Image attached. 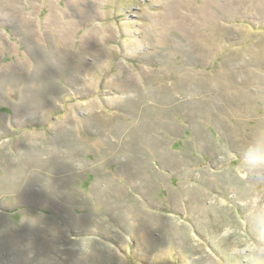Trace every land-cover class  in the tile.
Instances as JSON below:
<instances>
[{"label":"rangeland","instance_id":"rangeland-1","mask_svg":"<svg viewBox=\"0 0 264 264\" xmlns=\"http://www.w3.org/2000/svg\"><path fill=\"white\" fill-rule=\"evenodd\" d=\"M0 264H264V0H0Z\"/></svg>","mask_w":264,"mask_h":264}]
</instances>
